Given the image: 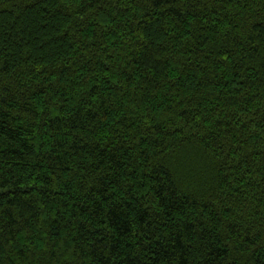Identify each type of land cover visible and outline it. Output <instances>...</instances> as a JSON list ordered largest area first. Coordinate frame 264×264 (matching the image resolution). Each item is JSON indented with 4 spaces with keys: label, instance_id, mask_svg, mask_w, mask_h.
<instances>
[{
    "label": "trees",
    "instance_id": "trees-1",
    "mask_svg": "<svg viewBox=\"0 0 264 264\" xmlns=\"http://www.w3.org/2000/svg\"><path fill=\"white\" fill-rule=\"evenodd\" d=\"M0 264H264V0H0Z\"/></svg>",
    "mask_w": 264,
    "mask_h": 264
}]
</instances>
